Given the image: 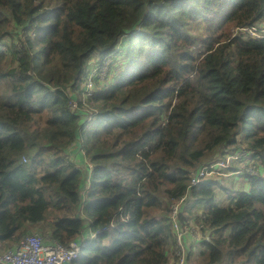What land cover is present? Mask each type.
Listing matches in <instances>:
<instances>
[{"label":"trees","instance_id":"trees-1","mask_svg":"<svg viewBox=\"0 0 264 264\" xmlns=\"http://www.w3.org/2000/svg\"><path fill=\"white\" fill-rule=\"evenodd\" d=\"M262 21L264 0H0V243L40 228L88 239L77 264H177L187 195L210 236L185 264H264ZM241 148L228 203L224 175L188 187Z\"/></svg>","mask_w":264,"mask_h":264},{"label":"built area","instance_id":"built-area-1","mask_svg":"<svg viewBox=\"0 0 264 264\" xmlns=\"http://www.w3.org/2000/svg\"><path fill=\"white\" fill-rule=\"evenodd\" d=\"M247 30L252 35L261 37L263 35H260L259 33L260 31H264V28H261L260 30L259 26H253L247 28ZM106 74L104 77H106ZM93 76L94 75L90 76L86 83V89L92 91L94 90ZM92 94L93 93H90L89 95ZM77 105V101H70V106L76 107ZM248 160V152L243 150V148L232 153L229 152L222 159L210 161L207 164L199 167L190 177L191 179L188 187L190 188L192 186L201 184L212 176H227L230 174L243 173V170L232 172L223 171V169L233 164L243 165L245 168L248 167L246 170L252 172L254 171V167L246 166ZM186 196L182 197L178 203L173 205V210L170 217L173 232L175 234V254L178 258L177 264H185L187 262L186 246L188 245L189 230L186 225L183 226L179 219V215L184 206ZM198 217L199 219L194 220L195 228H201V232L205 233L204 231L206 227L204 220L206 219V213L204 212V214H201ZM175 228H177V231H175ZM192 231H195V229ZM94 235L95 234L92 233L91 237ZM197 239L200 240L201 236L197 235ZM88 243V239H83L81 242L73 240L68 245H65L53 237L47 239L39 232H30L29 234L25 235L20 240V242L17 243V245L0 252V262L4 264H77V260L81 255L82 246Z\"/></svg>","mask_w":264,"mask_h":264},{"label":"rangeland","instance_id":"rangeland-1","mask_svg":"<svg viewBox=\"0 0 264 264\" xmlns=\"http://www.w3.org/2000/svg\"><path fill=\"white\" fill-rule=\"evenodd\" d=\"M258 26L260 28H264V21H262V23H259ZM197 33H199V35L205 34L206 33V26L203 23H198L195 26V33L194 35H196ZM260 35L261 32L259 33ZM264 36V35H263ZM4 47V46H3ZM109 62V60L106 61V63ZM104 66L101 67L100 70H93L92 73L89 75L92 76L94 74H96V76H100V78L105 79L106 77V70L108 69V64H106ZM111 75H109L108 77H110ZM107 79V78H106ZM87 79L84 80V82L82 83V86L86 85L87 83ZM90 93H93L92 90L86 89L84 90V95L82 97L83 101H85L87 99V97H89ZM239 138H241V135L239 136ZM238 138V139H239ZM249 159V156H248ZM253 163V160L249 161V165ZM240 168L243 167V165H239ZM240 174H230L227 176H220V181L222 183V185H215V188L217 190V195H216V201L223 204V203H228V196H227V190L228 188H242L245 184V180L239 176ZM224 177V178H223ZM212 178H216V177H212ZM206 204H202L200 206H198L196 209H194L195 211V215H201L204 214V209L206 208ZM182 211V210H181ZM192 218V221H190L189 225H186V227H188L189 230V239H188V246H186V259L187 256L190 255L191 259H196L199 258L200 254L203 251H206L207 247L204 244V240L208 238V236H210V234H205L203 232H201V228H195V222L194 217L191 216L190 219ZM183 226H185L183 224ZM193 229H195V231H192ZM32 231V230H31ZM33 231H39L41 233H43V235L45 234L40 228H35L33 229ZM175 231H177V228H175ZM194 235V236H193ZM197 235L201 236V239L198 240L197 239ZM4 250V249H1Z\"/></svg>","mask_w":264,"mask_h":264},{"label":"crops","instance_id":"crops-1","mask_svg":"<svg viewBox=\"0 0 264 264\" xmlns=\"http://www.w3.org/2000/svg\"><path fill=\"white\" fill-rule=\"evenodd\" d=\"M32 232H39V231H32ZM39 233H41V232H39ZM41 234H43V233H41ZM45 238H51V234H44L43 235ZM15 245H17V244H15ZM15 245H13L12 247H14ZM188 246V245H187ZM11 248V247H10ZM1 249H4V250H6L7 249V246L5 245V244H3V243H0V252H2V251H4V250H1ZM9 249V248H8Z\"/></svg>","mask_w":264,"mask_h":264},{"label":"water","instance_id":"water-1","mask_svg":"<svg viewBox=\"0 0 264 264\" xmlns=\"http://www.w3.org/2000/svg\"><path fill=\"white\" fill-rule=\"evenodd\" d=\"M0 264H4V263L0 262Z\"/></svg>","mask_w":264,"mask_h":264}]
</instances>
